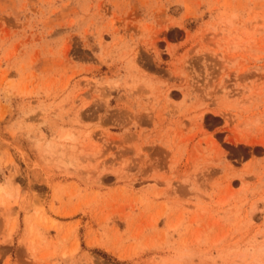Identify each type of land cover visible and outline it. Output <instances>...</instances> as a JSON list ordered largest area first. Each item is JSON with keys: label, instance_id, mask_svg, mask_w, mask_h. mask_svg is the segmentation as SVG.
Wrapping results in <instances>:
<instances>
[{"label": "rangeland", "instance_id": "374dc122", "mask_svg": "<svg viewBox=\"0 0 264 264\" xmlns=\"http://www.w3.org/2000/svg\"><path fill=\"white\" fill-rule=\"evenodd\" d=\"M0 264H264V0H0Z\"/></svg>", "mask_w": 264, "mask_h": 264}]
</instances>
